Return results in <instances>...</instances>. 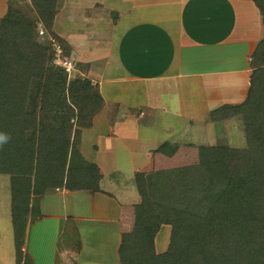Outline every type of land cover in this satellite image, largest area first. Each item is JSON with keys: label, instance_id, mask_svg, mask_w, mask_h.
<instances>
[{"label": "crops", "instance_id": "1", "mask_svg": "<svg viewBox=\"0 0 264 264\" xmlns=\"http://www.w3.org/2000/svg\"><path fill=\"white\" fill-rule=\"evenodd\" d=\"M54 9L51 30L104 101L76 145L99 190L47 187L35 203L31 194L21 264H120L140 202L135 174L193 164L200 146L233 136L227 127L244 132L239 116L210 112L246 99L264 16L254 0H55ZM9 10L38 18L31 0H0V21ZM0 264H15L3 173Z\"/></svg>", "mask_w": 264, "mask_h": 264}, {"label": "trees", "instance_id": "2", "mask_svg": "<svg viewBox=\"0 0 264 264\" xmlns=\"http://www.w3.org/2000/svg\"><path fill=\"white\" fill-rule=\"evenodd\" d=\"M254 2L264 16V0ZM31 3L37 19L9 10L0 21V134L8 137L0 145V173L10 175L15 264L22 262L30 195L35 203L47 187L98 191L100 178L76 145L104 101L83 75L87 65H74L77 76L68 78L50 47L34 40L38 22L54 34L55 0ZM62 51L68 57L66 45ZM252 65L246 99L210 112L212 120L239 116L246 147L200 146L193 164L136 173L140 202L131 231L122 234L120 264H264V41ZM162 225L170 226L169 242L158 252Z\"/></svg>", "mask_w": 264, "mask_h": 264}, {"label": "rangeland", "instance_id": "3", "mask_svg": "<svg viewBox=\"0 0 264 264\" xmlns=\"http://www.w3.org/2000/svg\"><path fill=\"white\" fill-rule=\"evenodd\" d=\"M31 17H29L30 19ZM32 19V18H31ZM34 20V18L32 19ZM37 27V26H36ZM44 33H40V30L38 28V32L37 31H34L33 33V36H34V40L39 43V44H42V45H45V46H49L50 47V51H51V54L53 56V62H55V64L59 65V61L57 60V56L54 52V50L52 49V45H51V38L55 39V41H58V37L55 38L57 35L54 33L52 34L50 31L48 30H44ZM56 35V36H54ZM63 46L64 48V44L62 43L61 47ZM49 55V54H48ZM74 65L78 64L79 62H76L74 61ZM86 64H83V63H80V65H78L80 68L81 66H83V68L85 67ZM61 66V65H59ZM77 66V67H78ZM76 70H73V71H70L68 72L67 74V77L68 78H74L76 75ZM38 81L37 80H32L31 81V84H30V87H29V105H31V107H33L34 105H36L37 103V97H38ZM47 121V120H46ZM45 121V122H46ZM226 128V126H225ZM231 128V129H229ZM228 130L232 131L233 133V136L231 138H216V144H219L221 146H228V147H232V148H245L246 147V139L243 138V133H244V136H245V132H242V130H239L238 133L239 135H236L235 134V131H234V128L233 126H230V127H227V130L225 129L224 131V134L227 135L228 133ZM28 136L29 137H34V134L33 132H29L28 133ZM197 159H195L193 162H196ZM169 233H170V226L168 225H162L159 229V232L157 234V236L155 237V244H156V249L159 251H164L165 249H167V245H168V242H169Z\"/></svg>", "mask_w": 264, "mask_h": 264}, {"label": "built area", "instance_id": "4", "mask_svg": "<svg viewBox=\"0 0 264 264\" xmlns=\"http://www.w3.org/2000/svg\"><path fill=\"white\" fill-rule=\"evenodd\" d=\"M39 28V25H38ZM40 33H44L43 28H39ZM51 45H52V49L54 50L56 56H57V60L59 61V65H61L67 72L76 70L75 66H74V62L69 59L68 57L63 55V51H62V47L60 45V43L58 41H55V39L51 38L50 39Z\"/></svg>", "mask_w": 264, "mask_h": 264}, {"label": "clouds", "instance_id": "5", "mask_svg": "<svg viewBox=\"0 0 264 264\" xmlns=\"http://www.w3.org/2000/svg\"><path fill=\"white\" fill-rule=\"evenodd\" d=\"M8 137L6 135L0 134V145L7 142Z\"/></svg>", "mask_w": 264, "mask_h": 264}]
</instances>
